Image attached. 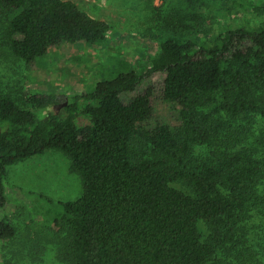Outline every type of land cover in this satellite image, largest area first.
I'll list each match as a JSON object with an SVG mask.
<instances>
[{"label": "trees", "instance_id": "1", "mask_svg": "<svg viewBox=\"0 0 264 264\" xmlns=\"http://www.w3.org/2000/svg\"><path fill=\"white\" fill-rule=\"evenodd\" d=\"M211 3L227 0L153 5L161 42L145 72L118 59L115 74L67 100L36 92L22 105L0 96V210L8 168L48 150L64 154L81 178L82 195L62 203L55 222L60 261L263 264L247 223L264 208V132L251 145L254 119L264 117V28H225L203 42ZM0 17L2 46L29 66L112 31L72 0H0ZM157 97L179 108L177 122L158 117ZM199 146L209 154L195 155ZM15 235L1 219L0 243Z\"/></svg>", "mask_w": 264, "mask_h": 264}, {"label": "rangeland", "instance_id": "2", "mask_svg": "<svg viewBox=\"0 0 264 264\" xmlns=\"http://www.w3.org/2000/svg\"><path fill=\"white\" fill-rule=\"evenodd\" d=\"M72 1L91 16L109 22L112 26L109 38L93 46L64 44L29 66L2 46L1 37L7 23L0 17V96L10 95L22 105L27 96L36 92L46 95L56 92L67 100L72 95L88 93L115 74L113 66L118 59L129 61L140 72L151 66L161 42L154 36L153 5L161 6L165 0L153 3L152 0ZM203 11L207 34L202 33L201 39L210 44L225 28H264V0H227L226 5L211 3ZM60 110L58 107L57 111ZM178 112V107L167 105L157 97L159 118L175 123ZM254 121L251 145L258 144L264 132V117L256 116ZM209 152V147L199 146L195 155L205 157ZM70 167V160L64 154L48 150L8 168L7 202L0 210V220L11 222L16 235L0 243L1 264H66L57 257L59 242L54 237L55 222L63 214L62 203L75 201L83 193L81 178ZM173 185L191 193L183 182ZM260 192L264 196V182ZM247 227L250 244L264 264V208L253 209ZM200 228L208 233L203 222ZM228 264H237V261L229 259Z\"/></svg>", "mask_w": 264, "mask_h": 264}]
</instances>
